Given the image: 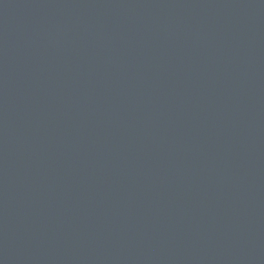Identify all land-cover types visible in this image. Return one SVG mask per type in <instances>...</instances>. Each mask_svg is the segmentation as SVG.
<instances>
[{
	"label": "water",
	"instance_id": "1",
	"mask_svg": "<svg viewBox=\"0 0 264 264\" xmlns=\"http://www.w3.org/2000/svg\"><path fill=\"white\" fill-rule=\"evenodd\" d=\"M0 264H264V0H0Z\"/></svg>",
	"mask_w": 264,
	"mask_h": 264
}]
</instances>
